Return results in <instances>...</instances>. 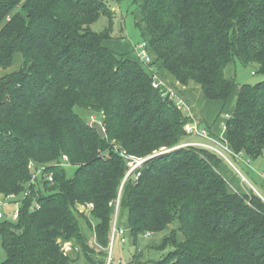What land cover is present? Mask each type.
Masks as SVG:
<instances>
[{
  "label": "trees",
  "instance_id": "obj_1",
  "mask_svg": "<svg viewBox=\"0 0 264 264\" xmlns=\"http://www.w3.org/2000/svg\"><path fill=\"white\" fill-rule=\"evenodd\" d=\"M133 1L150 66L173 85H199L209 100L237 94L226 139L244 161L260 157L264 79L238 83L237 73L254 66L264 75V0ZM112 13L105 0H0V68L22 55L19 69L0 77V193L20 196L18 218L0 220V264H106L115 217L135 244L177 223L161 244L173 249L153 264H264V195L243 180L242 160L232 155L236 169L213 150L188 146L151 157L125 180L118 149L144 157L174 148L193 120L153 86L136 52H116L106 43L110 29L93 30ZM97 117L104 138L91 126ZM32 164L46 165L53 181L33 184ZM89 203L91 218L79 210ZM59 240L80 249L65 255Z\"/></svg>",
  "mask_w": 264,
  "mask_h": 264
},
{
  "label": "rangeland",
  "instance_id": "obj_2",
  "mask_svg": "<svg viewBox=\"0 0 264 264\" xmlns=\"http://www.w3.org/2000/svg\"><path fill=\"white\" fill-rule=\"evenodd\" d=\"M107 4L113 9V20L110 19L107 15H101L100 18L94 22L91 27L96 32H104L105 30H111L112 38L107 40L109 46H111L116 52L118 53H128L131 56L135 55V45H138L142 39L139 34V30L136 27V20L135 16L137 15L138 9L136 3L133 0H105ZM22 64V55L17 53L14 58V63L11 67L5 69L0 68V70L13 71L19 69ZM231 69V68H230ZM228 69L227 74L228 76L231 75V71ZM255 70L254 66L249 67H238V72L242 74H248V77L243 79L241 83L248 82V83H257L264 79L263 74L254 73L252 71ZM238 73V74H239ZM165 80L168 82L167 85L169 88L173 86V80L168 77H164ZM167 84V83H166ZM192 85V84H191ZM165 84L164 87L168 89ZM170 91V90H169ZM237 99V94L232 97V107L235 106ZM231 102V101H230ZM229 102V103H230ZM230 112H223L221 115L222 121V130L224 122L227 120L226 114ZM82 116H87V113L82 112ZM97 120L98 117H97ZM187 134V133H186ZM221 139V136H214L211 134V138ZM206 141L202 137H190L185 135L182 140L189 141ZM207 139V138H206ZM209 140V139H207ZM210 141V140H209ZM183 148V147H182ZM234 160V159H232ZM235 161V160H234ZM238 166L241 176L246 178L244 180L247 184L251 186L256 192L260 195H264V177L262 176V171L264 167V153L258 157L257 159H251V162L246 163L243 160L239 163H236ZM75 170L74 166H69L68 174L71 176ZM20 197V196H18ZM3 197H1L2 199ZM83 205V204H82ZM19 208V204H17L14 200H7L6 204L0 205V212L3 214L2 219H12L14 212ZM79 210H81V205L79 206ZM85 211V210H83ZM86 214L90 216L89 212L86 211ZM122 216V215H121ZM91 218V216H90ZM123 218V217H122ZM125 218V216H124ZM123 218V223L126 219ZM83 226L88 231L89 235V244L92 248L96 250V252H100L102 248L96 241L95 233L92 232L91 228L88 226L85 220L82 219ZM96 223V222H94ZM122 221L120 222L121 225ZM177 223L171 224L166 230L153 233L150 235L142 234L140 235L138 242L135 244L131 235L129 234V229L126 228V234L123 235L124 241L122 240V236L117 235L113 244H112V261H109L110 256V248L107 249V257L105 258L106 264H153V262L163 259L167 257L169 252L173 249L172 246H168L163 248L161 246L163 242V236L168 234L172 228H174ZM72 242V250L68 253V255L74 254L75 252L79 251V246L75 245ZM7 257L6 251L2 246L1 236H0V263L5 261ZM102 255H100V258ZM85 262L84 259H81L79 263Z\"/></svg>",
  "mask_w": 264,
  "mask_h": 264
},
{
  "label": "built area",
  "instance_id": "obj_3",
  "mask_svg": "<svg viewBox=\"0 0 264 264\" xmlns=\"http://www.w3.org/2000/svg\"><path fill=\"white\" fill-rule=\"evenodd\" d=\"M135 52H136V57L144 64V66L147 67V69L153 73V86L155 88H160L162 86H164V81L162 79V77L160 76V74L158 72L155 71V68L150 66L151 64V56L148 52L147 46L145 42H141L140 44H138L135 48ZM252 74H254V72H252ZM168 90V89H167ZM166 94H169L171 98L174 99V93H172L171 91H167ZM178 108L183 109V104L180 101H176ZM229 117V114H226V118ZM94 118V117H93ZM226 122L227 120L224 122L223 124V132L226 133ZM184 129L186 131V133L188 134V136L190 137H202L204 138L206 141H204L203 139L201 141H193V140H189V141H185L182 144L174 147V148H170V149H166V148H162L160 151H155L153 155L150 156H144V157H140V156H136V155H131L129 154L125 149L119 150L118 151L121 153V155L125 158L126 162H127V166H128V170L126 172V176H125V180L129 177V176H134L136 178H138L141 175V170L144 167L146 161L148 159H150L151 157L157 156L159 154L162 153H166L175 149H179L182 147H188V146H197V147H201V148H206V149H210L213 150L214 152L220 154L222 157H224L232 166H234L236 169L237 166L234 164L233 162V157H237L239 160H243L244 161V157L243 155L240 154H236L233 149L231 148L228 140L226 139V136L222 135L220 138L221 139H215V138H211V133L208 130L207 127L200 125V123L198 122H194V121H189L185 124ZM209 140H207V139ZM246 163L250 162V159H245ZM62 165H70L69 162V158L67 156H63V161H62ZM32 171H33V176H32V183L33 184H38L43 183L44 181L48 180L50 182L53 181V173L52 172H48L46 170V165L43 166H35V165H31L30 166ZM241 174V173H240ZM262 176L264 177V167H263V171H262ZM243 180H246V178L243 176ZM31 193V191L28 189L26 190L23 195H21L22 197H26L29 196ZM21 199V198H20ZM7 200H14L17 202V204H20V200L19 197L16 194H10V195H4L3 194V198L0 200V205L2 204H6ZM120 204V198H118L116 205V212L118 210ZM38 206V205H37ZM94 204L93 203H89L87 205H81V210H85V212H89V214L91 213V210L93 209ZM19 215V208L14 212L13 214V219L16 220L18 218ZM0 218H3V214L2 212H0ZM126 234V228L124 227H119L117 225V217H115L113 226H112V231H111V235H110V256H109V261H112V244L115 240V238L117 237V235H121L122 236V240L124 241V237L123 235ZM151 233H147L146 235H150ZM59 242H61L62 245V251L64 252L65 255H68V253L72 250V242L71 241H62L59 240ZM109 262V264H110Z\"/></svg>",
  "mask_w": 264,
  "mask_h": 264
},
{
  "label": "crops",
  "instance_id": "obj_4",
  "mask_svg": "<svg viewBox=\"0 0 264 264\" xmlns=\"http://www.w3.org/2000/svg\"><path fill=\"white\" fill-rule=\"evenodd\" d=\"M109 47L113 49L111 46ZM5 73H7L5 70H0V77ZM238 73V83H241L243 79L248 77V74ZM162 79L166 86L169 85L163 77ZM168 90L174 93V99L176 101L182 102L183 110L191 116L194 122H198L200 125L207 127L214 136H222L223 134L226 136V133L222 130L221 115L225 111L230 113L233 111L234 106L232 107V101L230 103H224L219 100H209L205 97L202 88L196 84L182 85L176 83L172 87H168ZM1 197H3L2 193H0V200Z\"/></svg>",
  "mask_w": 264,
  "mask_h": 264
},
{
  "label": "water",
  "instance_id": "obj_5",
  "mask_svg": "<svg viewBox=\"0 0 264 264\" xmlns=\"http://www.w3.org/2000/svg\"><path fill=\"white\" fill-rule=\"evenodd\" d=\"M91 126L98 132L101 138L106 137V129L100 121L98 120L92 121Z\"/></svg>",
  "mask_w": 264,
  "mask_h": 264
}]
</instances>
